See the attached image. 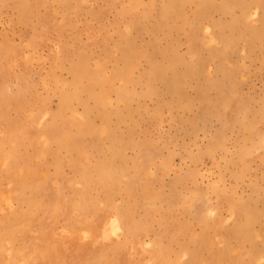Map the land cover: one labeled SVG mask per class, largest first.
Returning a JSON list of instances; mask_svg holds the SVG:
<instances>
[{"label":"rangeland","instance_id":"1","mask_svg":"<svg viewBox=\"0 0 264 264\" xmlns=\"http://www.w3.org/2000/svg\"><path fill=\"white\" fill-rule=\"evenodd\" d=\"M0 264H264V0H0Z\"/></svg>","mask_w":264,"mask_h":264},{"label":"bare ground","instance_id":"2","mask_svg":"<svg viewBox=\"0 0 264 264\" xmlns=\"http://www.w3.org/2000/svg\"><path fill=\"white\" fill-rule=\"evenodd\" d=\"M238 22V21H237ZM249 30V29H248ZM236 210V209H235Z\"/></svg>","mask_w":264,"mask_h":264}]
</instances>
